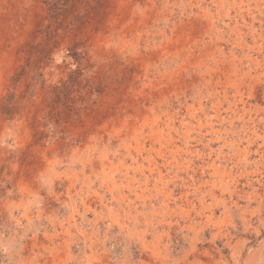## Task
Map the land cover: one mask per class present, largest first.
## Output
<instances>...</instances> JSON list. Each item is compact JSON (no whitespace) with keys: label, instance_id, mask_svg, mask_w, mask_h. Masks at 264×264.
<instances>
[{"label":"rangeland","instance_id":"374dc122","mask_svg":"<svg viewBox=\"0 0 264 264\" xmlns=\"http://www.w3.org/2000/svg\"><path fill=\"white\" fill-rule=\"evenodd\" d=\"M0 264H264V0H0Z\"/></svg>","mask_w":264,"mask_h":264}]
</instances>
